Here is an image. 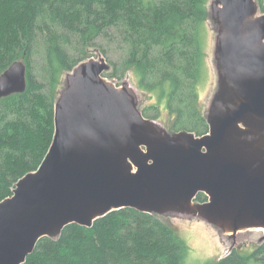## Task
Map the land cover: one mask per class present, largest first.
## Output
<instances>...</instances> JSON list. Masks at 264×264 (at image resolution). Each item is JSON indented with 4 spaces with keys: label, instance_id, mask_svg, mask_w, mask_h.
<instances>
[{
    "label": "water",
    "instance_id": "1",
    "mask_svg": "<svg viewBox=\"0 0 264 264\" xmlns=\"http://www.w3.org/2000/svg\"><path fill=\"white\" fill-rule=\"evenodd\" d=\"M256 0H214L219 88L208 132L170 133L143 116L127 82L103 76L98 54L66 73L54 134L39 167L0 201V264H23L37 242L112 211L202 218L235 237L264 241V13ZM26 89V66L0 74V99ZM204 193V203L194 199Z\"/></svg>",
    "mask_w": 264,
    "mask_h": 264
},
{
    "label": "trees",
    "instance_id": "2",
    "mask_svg": "<svg viewBox=\"0 0 264 264\" xmlns=\"http://www.w3.org/2000/svg\"><path fill=\"white\" fill-rule=\"evenodd\" d=\"M208 1L0 0V74L16 60L26 66L24 92L0 99V201L39 167L52 142L62 77L94 48L116 55L105 78L131 75L148 96L139 109L144 117L157 120L164 111L170 133H207L199 84L208 76ZM256 2L264 13L263 0ZM194 200L208 198L200 192ZM238 249L206 264H264V241L248 253ZM187 251L164 216L122 208L91 227L71 223L42 237L23 264H183Z\"/></svg>",
    "mask_w": 264,
    "mask_h": 264
},
{
    "label": "rangeland",
    "instance_id": "3",
    "mask_svg": "<svg viewBox=\"0 0 264 264\" xmlns=\"http://www.w3.org/2000/svg\"><path fill=\"white\" fill-rule=\"evenodd\" d=\"M213 1L214 0H209L207 3L208 16L206 19V62L208 66V76L206 81H203L199 84L200 106L205 114H207L209 106L219 88V78L215 67L213 54L215 37L217 34L216 26L211 19V5ZM258 13L261 14L260 10ZM100 42L106 49L108 48L110 51L115 50V46L113 47L112 44H110L108 47L106 40L98 41L99 45H101ZM91 52H93L94 54V56L92 57L95 58L98 54H101L99 53L100 51L98 48L92 49ZM101 55L106 59L107 62L112 60L113 58H116V55H114L113 58L106 57L103 54ZM65 76L66 73L62 77L63 84L65 81ZM111 81L115 82V84L118 86L124 82H127L137 97L139 109L149 103L148 96L136 88L134 79L131 75L126 76L123 80L120 81ZM168 120V113L163 111L161 114V118L154 121L160 127L166 129ZM161 216H164L166 219L170 220L172 224L176 225L179 236L188 247V251L184 258L183 264H206L208 262L216 261L219 258L226 256L232 247L240 248L238 249V251H240L241 253H248L252 251V248L260 242V238L263 235V231L261 230H245L238 233L235 237H232L228 233H224L219 228L209 224L202 218L176 212H168L166 214H162Z\"/></svg>",
    "mask_w": 264,
    "mask_h": 264
}]
</instances>
